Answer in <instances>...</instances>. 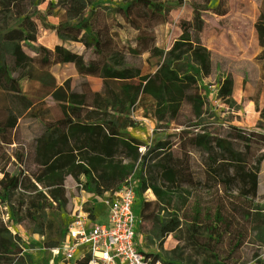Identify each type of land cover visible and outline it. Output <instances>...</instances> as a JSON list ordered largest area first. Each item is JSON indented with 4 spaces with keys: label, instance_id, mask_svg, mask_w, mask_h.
<instances>
[{
    "label": "flooded vegetation",
    "instance_id": "1",
    "mask_svg": "<svg viewBox=\"0 0 264 264\" xmlns=\"http://www.w3.org/2000/svg\"><path fill=\"white\" fill-rule=\"evenodd\" d=\"M181 5L183 3L179 2L170 7L168 3L151 0L115 1L112 9L107 8L112 11L107 20L115 22V29H106L104 25L94 29L98 12L106 14V9L96 8L95 0H0V37L5 43L0 46L1 238L12 235V242L21 243L18 231L12 232L8 227L9 213L30 212L32 202L39 205L42 165L53 162L51 171L65 172L73 180L88 174L84 171L89 162L88 150L98 154L103 150H126L130 156L125 157L124 162L140 155L138 160L144 165L162 166L181 164V154L185 152L192 165L202 168L216 165V161L208 153L204 157L202 151L219 149L223 145L219 140L231 137H227L224 132L227 129L217 123L211 97L232 94L231 76L210 82L211 73L205 72L208 60H181L184 54L199 55V48H204L192 41L189 45H178L184 43L180 40L187 36L190 26L183 37L167 47L148 44L153 29L134 24V18L148 22ZM87 10L94 14L86 17ZM41 30L49 34L40 38ZM120 37L126 38L124 45ZM64 42L76 45L81 52L75 47H64L61 45ZM84 51L107 56L95 62L86 60ZM7 53L14 56L6 58ZM61 54H65L63 64L71 67L74 74L66 77L61 93L57 94V80L50 73L48 92L42 93L41 86L46 85H42L41 66L60 64ZM12 65L18 72L15 76L9 67ZM73 77L77 78V85L73 84ZM30 82L32 87L26 88ZM46 100L52 102L54 110L61 111V117L57 119L48 114L55 111ZM225 105L231 108L230 97ZM184 106L194 120L188 124H180ZM254 106L259 115L256 129L247 135L237 133L236 139L249 146L260 143L257 145L260 148L261 143L264 144V105L259 108L256 100ZM21 120L38 125V131L31 134L27 144L20 138ZM46 139L54 142L43 149ZM250 149L245 150L247 157ZM189 150L192 152H187ZM97 163L101 164L100 160ZM24 165L36 168L31 171L24 169ZM75 165L80 167L74 168ZM202 177L203 182L215 185L214 176L207 177L204 171ZM182 183L183 180L175 179L174 175L172 182H168L175 190H180L177 187ZM132 187L136 193V186ZM109 188L98 187L96 192ZM144 192H151L156 200L160 197L153 184H146ZM82 194L89 195V191L79 185L76 195ZM50 195L55 196L56 192ZM9 197L13 198L12 204L21 206L10 209ZM19 197L20 200H15ZM0 264H10L7 253L0 254Z\"/></svg>",
    "mask_w": 264,
    "mask_h": 264
},
{
    "label": "rangeland",
    "instance_id": "2",
    "mask_svg": "<svg viewBox=\"0 0 264 264\" xmlns=\"http://www.w3.org/2000/svg\"><path fill=\"white\" fill-rule=\"evenodd\" d=\"M95 1L96 8L106 9V14L102 11L98 12L94 20V29L102 25L106 29H115V22L107 20L112 14L107 8L112 9L115 1L125 3L127 0ZM151 1L168 3L170 7L179 2L183 5L173 11L167 10L163 16L154 17L148 22H140L134 18V24L137 26L148 25V28L153 29L148 44L168 47L175 39L183 37L193 20L192 12L196 9L201 20V31L196 40L210 56L209 65L205 70L207 74L211 73L208 81L212 82L227 75L232 78V94L228 96L232 101L231 108L225 107L228 103L227 96L211 97L212 105H215L217 123L227 129L224 132L231 139H225V142L231 145L232 149L215 150L210 154L212 158L219 160L216 166H210L211 171L206 167L207 172L217 179L214 181L213 190L208 187V183L201 180L199 182L192 176L191 165L188 158L186 160L185 152L181 154L180 167L170 166L178 171V179H182L186 184L177 187L180 190L169 188L170 191H174L173 193L179 191L182 197L168 196L173 202L170 203L167 199L166 203H155L154 219L159 223L156 241L161 242L166 237H170L171 252L176 251H173V246H176L177 242H185L187 250L182 256H178L182 251L177 250L175 260L171 256L169 258L167 253L168 260L162 259L159 254L157 258L165 264H264V144L261 143L260 148L257 146L260 143L250 146V154L247 158L249 163L246 164L245 144L236 139L238 134L247 135L250 130L256 129L259 115L255 111V101L259 102V108L264 105V84L260 80L261 64L264 63V59L260 60L258 57L264 45V22L258 23V18L264 14V0ZM91 13L94 14L87 10L85 16L89 17ZM48 34V31L41 30L38 35L44 38ZM119 41L124 45L126 38L120 37ZM3 45L5 43L0 37V46ZM61 45L67 48L77 47L68 42ZM76 50L81 52L82 49L76 48ZM92 53L84 51L85 59L101 62L107 56L106 53L98 55ZM12 56L14 55L5 54L6 58ZM183 60L195 61L196 58L189 54ZM51 63L52 61L49 64ZM9 67L11 72H15V76L17 70L13 65ZM34 72L36 75V71ZM50 73L56 77V93L60 94L59 89L64 87L66 77L74 74V71L71 67H66L63 62L57 63L56 66L42 65L40 76L42 85H46V87L41 86L42 93L48 92ZM72 80L74 85L78 84L76 77ZM25 87L31 88L32 83H28ZM46 103L49 107L53 106L50 100H46ZM54 109L53 106L51 110ZM182 109L180 124L194 121L190 117L189 109L185 106ZM54 111V113L49 111L48 114L55 115L57 119L61 117L58 108ZM18 130L20 138L27 144L31 141V134L38 131V125L28 120H21ZM51 143L47 141L43 146L48 147ZM187 152L191 153L192 150ZM103 153V163L88 164L85 171L89 174L80 176L79 180L67 177L65 172L51 174L47 170L42 174L44 181L40 187L39 205L32 202L28 208L30 212L9 213L8 227L12 232L18 231L21 239L20 244H15L12 242L14 238L12 235L8 240L0 237V254H4L7 250L10 264L54 263L52 251L61 244L66 227L74 215L86 213L91 218L93 211L96 210V214L102 211L101 200L118 194L130 185L136 186L135 196L138 200L136 212L138 216L142 215L141 210L146 207L145 200L148 195L146 193L150 194L144 192L145 185L153 184L158 188L157 177L162 171L156 170L154 165H144L138 160L142 157L140 155L132 156L131 160L124 162L125 157L130 156V152L126 150H105ZM202 153L206 157V152L202 151ZM108 154H112V157L108 158ZM222 156L231 163L221 162ZM231 156L237 161L232 162ZM95 158H97L96 152L89 150V160L93 161ZM259 165L261 166V173L258 176L260 181L256 186L247 175L251 172L255 176V170ZM23 168L33 171L36 166L24 165ZM79 185L86 186L89 195L77 196L76 189ZM194 185H201L202 188H193ZM107 186L110 188L96 192L98 187ZM51 192H56V195L51 196ZM15 200H20V197ZM43 200L46 202L44 203ZM9 201L10 209L21 206V204H12L11 197ZM185 202L187 205L183 209ZM104 216L105 212H102L98 221Z\"/></svg>",
    "mask_w": 264,
    "mask_h": 264
},
{
    "label": "built area",
    "instance_id": "3",
    "mask_svg": "<svg viewBox=\"0 0 264 264\" xmlns=\"http://www.w3.org/2000/svg\"><path fill=\"white\" fill-rule=\"evenodd\" d=\"M137 201L129 186L103 201L107 206L105 222L91 223L88 214H75L61 244L52 251L54 264L73 263L79 256L89 259L88 264H165L138 247Z\"/></svg>",
    "mask_w": 264,
    "mask_h": 264
},
{
    "label": "trees",
    "instance_id": "4",
    "mask_svg": "<svg viewBox=\"0 0 264 264\" xmlns=\"http://www.w3.org/2000/svg\"><path fill=\"white\" fill-rule=\"evenodd\" d=\"M81 6V5H80ZM193 14H194V17H193V20H192V22H191V24H190V30L188 31V34H187V36L185 37V38H183V39H181L180 41L181 42H184V43H178V45H189V42H193L194 44H196V45H199V47L200 46H202V45H200L199 44V42L196 40V37H197V35H199V33H200V31H201V20H200V17H199V15L197 14V11L196 10H194L193 11ZM264 22V14H261L260 15V17L258 18V23L259 22ZM256 26H259L258 24H256ZM264 26V25H263ZM257 31L259 32V29H257ZM177 45V44H176ZM200 49V54L199 55H197V54H195L194 52H191V53H189V54H191V55H193V57L194 58H196V60L195 61H191V62H202V61H207L208 60V54H207V52H206V50L204 49V48H202V47H200L199 48ZM261 54L258 56L259 57V59L260 60H263L264 59V45H262V47H261ZM189 54H184V57L185 56H187V55H189ZM61 56V58L60 59H58L61 63L63 62L64 63V57H65V54H61V55H59V57ZM183 57V58H184ZM183 58L181 59L182 61H184L183 60ZM197 59H200V60H197ZM186 61H189V60H186ZM260 80H261V82H263L264 83V63H262L261 64V74H260ZM59 91H60V93H61V91H62V89H59ZM55 93H56V91H55ZM57 94H59V93H57ZM64 130V129H63ZM52 142L50 145H52L53 144V142H54V140L52 139V140H49V139H46V140H44L43 141V143H42V148L44 149V148H47V147H45V146H43L46 142ZM223 145H222V147L221 148H219V149H215V150H223V149H225V150H231L232 149V146L231 145H227V143L225 142V139H221V140H219ZM49 145V146H50ZM48 146V147H49ZM245 146V150L247 149V147H249L250 148V146L249 145H244ZM215 150H213V151H205L206 153H208L209 154V157H211V155L210 154H212V153H214V151ZM90 151H92V150H90ZM103 151H105V150H103ZM94 152V151H93ZM57 152L56 151H54V154H56ZM96 154H97V158H99V160H100V162H101V164L103 163V161H102V157H103V155H104V153L103 152H100L99 154L97 153V151H96ZM249 154H250V152H249ZM109 156V154L107 155V157ZM112 156V155H111ZM187 156V155H186ZM245 161H246V164H248L249 163V160L247 159L248 157H247V154H246V151H245ZM97 158H95V160H93V161H91V160H89V150H88V160H89V162L87 163V165L88 164H98L97 162H99V160H97ZM109 158V157H108ZM212 158V157H211ZM222 159V161L221 162H223V163H226V164H228V163H231V162H229V161H226V159L222 156L221 157ZM214 161H216V165L218 164V162H219V160L218 159H214V158H212ZM231 161L232 162H235V161H237L236 160V158L234 157V156H231ZM187 160V159H186ZM93 162V163H92ZM53 162L51 163V164H49V165H45V166H41V177L43 178V176H42V174H44L47 170L52 174V173H62V172H53V171H51V168L53 167ZM59 164V163H58ZM101 164H98V165H101ZM190 164V163H189ZM87 165L86 166H84V171H85V169H87ZM182 165V161H181V164L179 163L178 165H164V166H162V165H160V164H156V165H154L155 166V168H156V170H161L162 172H161V174H159V176L157 177V182L159 183V187L157 188H155V190L156 191H158V193L160 194V197H158L157 198V201L159 202V203H166L165 202V200H169V202L171 203V202H173V199H169V197L168 196H180V197H182L183 195L181 194V193H178L179 191H175V193H173L174 191H170V189L169 188H173V186H171V185H169L168 184V182L169 183H171L172 182V176L174 175L175 176V179H178V177H177V174H178V171L177 170H175L174 168H172V167H170V166H181ZM191 165V174H192V176L193 177H195L199 182H200V180L201 181H203V177H202V174H203V172L205 171L206 173H207V177L210 175L208 172H207V170H206V167L211 171V168H210V166H206V167H203L202 168V166H200V165H198V164H196V165H192V164H190ZM216 165H212V166H216ZM78 167H80V166H78V165H75L74 166V168H78ZM46 168V169H45ZM165 169V170H164ZM44 170V171H43ZM164 170V171H163ZM256 172H255V176L250 172V173H248V175H247V178L248 179H251V181L252 182H254V184L257 186V185H259V181H260V178L258 177L259 176V174L261 173V166L259 165V167L255 170ZM88 172V171H87ZM89 174V173H88ZM87 174V175H88ZM256 174H258L257 176H256ZM86 175V176H87ZM85 176V175H84ZM210 176H213V175H210ZM217 180V179H216ZM43 181H44V179H43ZM43 181H42V184H43ZM205 183V182H204ZM183 185H185L186 183L183 181V183H182ZM181 185V184H180ZM208 187H210V188H212V190H213V188L215 187V185H213V186H211V184L208 182ZM45 196V195H44ZM46 197V196H45ZM184 207H183V209H185L186 208V205H187V203L185 202L184 203ZM166 212L167 213H169L167 210H166ZM176 215V214H175ZM179 221V220H178ZM9 238V237H8ZM8 238H4V239H6V240H8ZM7 251V250H6ZM8 252V251H7ZM7 252H5V253H7ZM4 253V254H5ZM83 262L84 263H82V264H88V259L87 260H83Z\"/></svg>",
    "mask_w": 264,
    "mask_h": 264
},
{
    "label": "crops",
    "instance_id": "5",
    "mask_svg": "<svg viewBox=\"0 0 264 264\" xmlns=\"http://www.w3.org/2000/svg\"><path fill=\"white\" fill-rule=\"evenodd\" d=\"M146 194H148L145 200L146 207L141 210L142 211V215H140L141 217L138 216V227H137V232H136V242L138 244V247L143 252L156 255V257L159 254L161 258L164 260H168V256L166 255L167 253L169 254V258L171 256V258L175 260L177 259L176 258L177 256H175V254H177V250L182 251L181 254H178V256H182L185 254L187 250V246L185 245V242H177V243L175 242L176 246H173V251L174 250L176 251L173 253L171 252L170 246H169V244H171L170 237H166V239L161 242L156 241L159 223L156 222V220L154 219V215H155L154 209H155V203H157V200L151 194V192L150 194L149 193H146ZM103 201L101 200V203H100V205L102 206L101 207L102 211H100L98 214H96V210L93 211V214L90 218L91 223L98 224V222H101V223L105 222L107 218V206L104 204ZM149 201L152 202L153 204L150 203L149 205L148 204ZM102 212H105V216L100 221H98V219L101 218L100 215L102 214ZM170 252H171V255H170ZM77 259L78 260L73 263L82 264L84 263L83 260H87V258H81V256H79Z\"/></svg>",
    "mask_w": 264,
    "mask_h": 264
},
{
    "label": "bare ground",
    "instance_id": "6",
    "mask_svg": "<svg viewBox=\"0 0 264 264\" xmlns=\"http://www.w3.org/2000/svg\"><path fill=\"white\" fill-rule=\"evenodd\" d=\"M50 264H54L53 262H51Z\"/></svg>",
    "mask_w": 264,
    "mask_h": 264
}]
</instances>
